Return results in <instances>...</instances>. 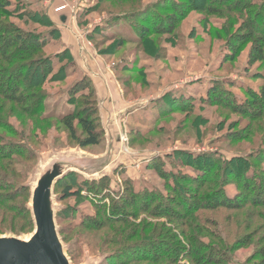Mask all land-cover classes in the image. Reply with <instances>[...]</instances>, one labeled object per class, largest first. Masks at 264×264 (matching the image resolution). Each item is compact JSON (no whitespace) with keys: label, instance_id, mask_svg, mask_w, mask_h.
<instances>
[{"label":"rangeland","instance_id":"rangeland-1","mask_svg":"<svg viewBox=\"0 0 264 264\" xmlns=\"http://www.w3.org/2000/svg\"><path fill=\"white\" fill-rule=\"evenodd\" d=\"M9 1L11 6L7 9V14L11 16L5 17L0 13L4 21L36 35L45 36L51 32L52 38L47 37V44L38 55L33 56L32 65L26 64L27 69H24V62L18 59L7 63L0 58V71H7L9 76L22 69L26 73L21 87L28 84L30 89L33 82L40 83L35 91L42 100L40 112L47 118L38 125H33L32 121L20 124L14 115L20 106H16L9 113L12 107L8 105V110H5L7 114L0 113L3 124L14 127L12 134H7V129L0 128V137L5 141L0 147L8 149L13 145V149L24 154L14 156L16 176L11 177L10 182L15 187L21 184L29 186H26L23 196L16 195L13 201L7 203L17 208L27 207L24 215L29 214L32 221L29 225L26 218L21 219L23 216L0 207V236L27 239L34 233L32 211L28 208L32 187L42 167L53 158L63 155L73 159L80 158L82 164L87 166L102 162L98 165L100 167L108 162L102 171L110 173L108 176L99 177L103 173L101 172L96 176L99 178L92 179L83 173L70 172L55 184L53 196L57 210L62 211L69 206L75 213L72 222L59 219L60 213L56 217L60 239L67 249L71 264L107 263L110 251L120 247L116 244L118 238L125 236L121 227L163 222L167 223V227H174L175 223L169 224L168 219L154 218L144 212V206L152 209L156 202H168V196L171 195L175 200L170 205L182 215L185 214L193 196L201 188L197 186L200 179L193 181V178L199 175L200 168L205 169L209 163L221 161V165L214 170L218 172L215 175V180L218 181L216 188H219V183L221 185L224 178L232 183L228 186L230 189L239 188V180L235 178L237 175L244 174L251 179L256 174V169L259 172L264 171V116L255 118L257 114H241L232 105L251 103V91L258 87L264 88V50L262 59L250 64L255 40L264 37V31L255 29V35L249 41L247 20L241 11L230 10L227 8L228 4L216 5V1L212 6L223 10L211 14L202 6L205 0H137L140 3L139 8L153 2L157 6L155 10L141 12L132 24L128 18L115 22L117 16L122 14L102 11L97 0ZM121 1L124 5L121 12L128 13L132 7L131 2L135 0ZM109 2L110 0H104L102 5L106 3L104 6H107ZM263 2L264 0H250L248 7H251L253 19L255 13L262 10L260 14L264 23ZM66 5V8L57 10ZM174 5L178 6L180 15L176 16L179 20L173 32H151L158 23L168 22L169 16L175 12ZM247 11L248 8H243L245 14ZM35 12L38 13V20L34 16ZM46 14L51 15L53 20H61L62 16H66L67 22L74 21L82 32L84 42L93 49L104 70L106 68L112 76L110 80L117 85L124 102L144 105L133 112L129 111L117 128L109 125L107 130L102 123L97 102L100 117L98 129L102 132V139L97 145L83 144L85 135L79 125L78 139L72 138L66 126L59 120L60 114L76 110L83 102H91L86 96L72 97L70 90L83 72L75 60L73 61V56L63 52L65 44L62 34L52 30V27L57 26L54 21V25L50 26L44 16ZM104 24L111 34L110 37L99 35V29ZM136 25L141 30L144 29V33L147 31L148 35L138 32ZM94 32L99 36L92 35ZM39 58L47 59L48 72L41 68L36 69L40 64H35V60ZM216 88L218 94H213L212 89ZM149 117L153 124L144 125L142 121ZM176 151L181 154H176ZM108 153L110 155L107 158L101 157ZM168 154L173 157L170 158ZM238 155L245 159L234 162L238 166L227 167L224 164ZM93 156H100L103 160L93 161ZM198 157L200 160H195ZM259 158V163L255 162ZM232 171L234 175H230ZM171 174V177L167 176ZM180 175H186L189 182L180 181ZM102 179L107 181L100 186L96 184L94 191L88 190L86 180L98 183ZM174 184L182 187L179 192L170 190L169 186ZM68 185H72L73 191L80 190V195L61 199L62 190ZM127 188L132 190L131 195L135 198L132 204L134 208L129 207L134 215L129 224L117 223L98 230L91 225V228L82 225V219H87L89 215H96L98 212L112 214L121 209L127 199H131ZM150 199L153 201L147 203ZM200 213L210 223L203 224L205 231L196 233L197 238L201 243L209 241L223 248V243L214 242L207 237L211 232L221 234L229 246L225 249L229 259L226 264H263L260 254L264 247V230L255 232V229L264 225V217L259 214L264 213V208L246 204L238 211L221 207L216 210H201ZM117 227L121 229L115 230ZM228 229L231 231L229 234L226 233ZM178 231L179 228H176L174 233ZM237 239L250 240V244L235 250L232 244ZM165 240L170 243L172 241ZM127 241L138 244L140 239L131 233ZM169 252L170 249L167 253L165 250L161 253L166 258ZM115 262V259H110L107 264ZM166 263L163 258L131 264ZM178 264L189 263L180 261Z\"/></svg>","mask_w":264,"mask_h":264},{"label":"trees","instance_id":"trees-1","mask_svg":"<svg viewBox=\"0 0 264 264\" xmlns=\"http://www.w3.org/2000/svg\"><path fill=\"white\" fill-rule=\"evenodd\" d=\"M102 1L104 0H97V5L102 8V11H105L108 14H122L117 16L115 22H118L119 20H121V18H128V20L132 24L135 23L134 18L141 14V12H149L157 6V3L153 2L149 5L139 8L140 3L139 1L135 0L134 2H131L132 7H130V11L127 13L126 11L121 12V8L124 6L121 3V0H110L107 6H104L106 5V3L102 5ZM158 1L160 0H157L155 2ZM214 1H216V5L228 4L229 6H222H227V8H229L230 10L241 11L243 17H245V20H247L246 30L248 31L247 34L250 35L249 41L252 40V37L255 35L256 30H259L260 32L264 31V23L262 22V16L260 14L262 10L256 12L255 18L253 19L251 7H248L250 0H213V2L212 0H205V2L202 3V6L203 8H206L205 10L211 14L218 11L221 12V10H223L216 9L214 5L212 6ZM175 5L173 7L175 12L169 16L168 22L158 23V26L155 28V30L151 32L155 31V33L157 34H167L173 32L179 20L176 19V16L180 15V13L178 12L179 8ZM10 6L11 2L9 0H0V13L2 12L5 17L11 16L10 14H7V9ZM245 7L249 10L246 12V14L243 12V8L245 9ZM132 9L135 10L131 11ZM34 11L35 9L33 10V12ZM35 13L36 14H34V16L36 17V20H38V13ZM44 16L46 19H48L50 26H53L54 24L51 15L46 14ZM110 25H112V23H110ZM136 27L138 32H141L145 36L148 35L147 31L146 33H144V29L141 30L142 28L140 29L138 25L135 26V29ZM52 30H54L55 32H60L58 27H52ZM51 34L52 33L50 32L49 34L46 33L45 36L41 34L36 35L31 31L28 32L25 30H21L11 22L4 21V19L0 17V58L4 59L7 63L12 62V60L14 59H18L19 61L24 62V69H27L28 65L26 64H33L31 63V60L34 59L33 56L38 55L37 53H39L40 50L47 44L48 36L52 38ZM89 35H91V33ZM92 35H100L104 37L111 36V34H109V30L105 28V24L99 29V35L96 32H94ZM255 41L254 53L250 58V64L257 62L263 57L264 37L256 38ZM63 52L70 53V51L66 49V46H64ZM46 60V58H39L38 60H35V64H40L36 69L41 68L42 71L47 70L48 72L49 67L47 66ZM16 66H18V64H16ZM25 76L26 73L23 71V69L21 71H15L11 76H9V73H7V71H0V113L2 114L4 112V114H7L5 113V110H8V105L12 107L9 113L11 112V110L16 108V106H20V108L17 110V113L14 114L20 124L32 121L33 125H38L42 121L47 120L44 114L40 112L42 100L39 99V96L36 95L37 93L35 91L36 87H38L40 83L37 82V84L36 81L33 82V85L30 87V89L28 87V84H26L27 86L23 85V87H21L20 84L22 85V82L24 80L23 78H25ZM79 76V79L75 81V84L70 90L72 97H88L91 104L83 102L76 110H68L65 113L60 114L59 120L66 126L72 138L78 139L79 131L77 125H79L85 135L82 139L83 144L85 146L97 145L102 139V132L98 129L100 124V117L98 113L95 88L92 81L88 77H85L82 73ZM9 77H11V79H9ZM34 85L36 86L33 87ZM258 88L255 91H251V103H242L241 101V103L239 104L232 103L235 111L246 115L257 114V117L255 118H261L262 116H264V88ZM212 90L213 94H218L217 88ZM216 101H218V99ZM142 123L144 125H149L153 124V121L149 117L144 119ZM150 126L147 127L149 128ZM0 128L7 129L9 132L7 134H12L14 130V127H10L9 124L4 125L2 120H0ZM3 142L5 141L2 137H0V146ZM13 148H15L13 145H11L8 149L6 147H0V207L3 208V210H11L18 215L23 216L21 219L26 218L27 224L31 225L32 221L31 219H29V214L24 215V210L27 207L23 206L17 208V206L8 205L7 203L13 201L16 195L23 196L26 191V186H22L21 184V186L18 185L17 187H15L10 182V180H12L11 177L16 176L13 164L15 160L14 156L16 154H23L17 152V150ZM183 152L184 151H182V153ZM176 154L180 155L181 153L179 151H176ZM168 155L170 156L172 154ZM172 157L173 156H170V158ZM203 159L204 157L201 160ZM195 160H200V157ZM244 160L245 159L242 157V155H238V157L234 158L233 160L225 161L224 164L227 167L238 166L234 164V162H242ZM255 160V162L259 163L261 159L259 158L258 160ZM205 161L206 160H204V162ZM220 165L221 161L219 160V162L209 163L205 169L200 168L199 175H196V177L193 178V181L200 179V183L197 184V186L198 188H201L199 189V191L197 190V194L193 196L192 203L186 208L185 214L182 215L181 213H179V211L174 210V208L170 205V202L175 200L171 195L168 196L169 203L156 202L152 209L144 206V212L150 214L154 218H166L168 219L167 222L169 224L175 223L174 227H167L166 222H163L162 224L131 225V227L128 226L127 228L121 227L125 236L122 239L118 238V243L116 242V244H118L120 247L115 251H110V256L107 257V263L110 259H115L119 264H131L132 262L141 263L150 259L156 261L158 259L162 260L164 258V260L167 261L166 264H178L180 261H185L189 264H226V260L229 259L225 249H228L229 246L228 242L225 241V238H223L221 234H219L218 232H211L207 235V237L210 238V240H214V242L223 243V248L217 246L218 244L215 245L209 241H206L207 243H201L197 238L196 233L199 234V232L205 231V226L203 224L208 222L210 223L209 219L203 217L200 212L201 210H216L221 207L238 211L246 204H250L257 208H264V171L259 172L258 169H256V174L252 175L250 177L251 179L246 178L244 174H239L236 176L235 173V178L238 179L240 183L239 188L236 187L235 189H230V187L228 186L232 183H228L227 178H224L221 182V185L219 183V188H216L218 181L215 180V175L218 172L214 170H216L217 166ZM209 166L211 170H209ZM159 168L160 170H163L161 167ZM232 174L234 175L233 171L230 175ZM167 176L171 177L172 174ZM179 178L182 182H189L187 181L186 175H180ZM106 181L107 179H102V181L98 183L88 180H86L85 182L87 184V187H89L88 190L94 191L96 190V184L100 186ZM169 184L172 185L171 182ZM169 188L173 192L177 190L179 192L180 188L182 187L174 184V186H169ZM126 190L129 191V196L131 199H127V202H125L121 209L115 210L116 213L111 214L98 212L96 215H89L87 216V219H82V225L87 228H89V225H91L92 227H96L98 230L102 227L117 223L121 225L129 224L131 218L134 217L129 207L134 208L132 204L133 202H135V198L133 197V195H131L133 193L132 190H129V188H127ZM61 195V199L73 198L80 195V190L73 191L72 185H68L63 188ZM200 195H202L201 198ZM151 201H153V199H150L149 201H147V203H150ZM114 204L116 203L114 202ZM59 213L60 214L58 215V218L61 220L70 222L74 220L75 213L74 211H72V207L68 206ZM259 214L264 217V213ZM239 226L240 225L238 224V227ZM121 228L117 227L115 228V230L119 231ZM176 228H179L180 231L174 233V230ZM258 230H264V225H260L258 228H256L255 232ZM131 233L132 235H134V237H138V239H140V241H138V244L128 243L127 238H130ZM226 233H231L230 229L226 230ZM165 239H169L170 241H172L170 243ZM248 244H250V240L245 241L243 239H237L232 244V247L235 246L234 249L237 250L239 248L247 246ZM168 248L170 249V252L165 258L163 257L165 254L161 252L165 250V253H167L169 250ZM260 256L262 263L264 264V247L261 248Z\"/></svg>","mask_w":264,"mask_h":264},{"label":"water","instance_id":"water-1","mask_svg":"<svg viewBox=\"0 0 264 264\" xmlns=\"http://www.w3.org/2000/svg\"><path fill=\"white\" fill-rule=\"evenodd\" d=\"M66 20L67 17L62 16L61 20L53 21L62 34L66 49L70 51L84 76L88 77L94 85L102 123L106 125L107 130L109 125L117 128L129 111L133 112L144 105L124 102L117 85L110 80L112 76L106 68L104 70L93 49L84 42L82 32L78 30L75 22ZM109 155L110 153L101 157L105 159ZM101 157L93 156V161L101 162L103 160ZM101 163L87 166L82 164L80 158L73 159L71 156L63 155L53 158L43 166L32 187V198L28 206L32 211L35 231L27 239L0 236V264H71L67 249L59 235L60 228L56 217L61 210H57L54 202V187L70 172L83 173L92 179L110 175L102 171L108 162L99 167ZM100 173L101 175L96 177Z\"/></svg>","mask_w":264,"mask_h":264},{"label":"built area","instance_id":"built-area-1","mask_svg":"<svg viewBox=\"0 0 264 264\" xmlns=\"http://www.w3.org/2000/svg\"><path fill=\"white\" fill-rule=\"evenodd\" d=\"M67 7V5L66 6H62L61 8H58L57 10H61V9H63V8H66Z\"/></svg>","mask_w":264,"mask_h":264}]
</instances>
